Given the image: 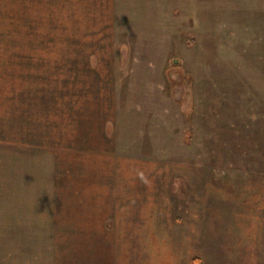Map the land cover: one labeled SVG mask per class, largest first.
<instances>
[{
    "label": "rangeland",
    "instance_id": "rangeland-1",
    "mask_svg": "<svg viewBox=\"0 0 264 264\" xmlns=\"http://www.w3.org/2000/svg\"><path fill=\"white\" fill-rule=\"evenodd\" d=\"M264 264V0H0V264Z\"/></svg>",
    "mask_w": 264,
    "mask_h": 264
},
{
    "label": "trees",
    "instance_id": "trees-1",
    "mask_svg": "<svg viewBox=\"0 0 264 264\" xmlns=\"http://www.w3.org/2000/svg\"><path fill=\"white\" fill-rule=\"evenodd\" d=\"M191 264H204L202 259L198 256H195L192 258V263Z\"/></svg>",
    "mask_w": 264,
    "mask_h": 264
}]
</instances>
